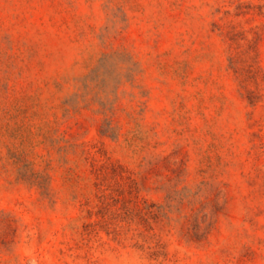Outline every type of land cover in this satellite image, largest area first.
Returning a JSON list of instances; mask_svg holds the SVG:
<instances>
[{"label": "rangeland", "instance_id": "obj_1", "mask_svg": "<svg viewBox=\"0 0 264 264\" xmlns=\"http://www.w3.org/2000/svg\"><path fill=\"white\" fill-rule=\"evenodd\" d=\"M0 264H264V0H0Z\"/></svg>", "mask_w": 264, "mask_h": 264}]
</instances>
